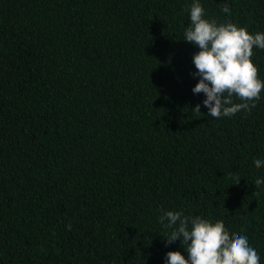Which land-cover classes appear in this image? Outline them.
<instances>
[{
  "label": "trees",
  "instance_id": "obj_1",
  "mask_svg": "<svg viewBox=\"0 0 264 264\" xmlns=\"http://www.w3.org/2000/svg\"><path fill=\"white\" fill-rule=\"evenodd\" d=\"M199 2L264 32V0ZM191 3L0 0V264L187 258L162 210L222 220L264 264V90L251 111L207 116L183 40Z\"/></svg>",
  "mask_w": 264,
  "mask_h": 264
},
{
  "label": "clouds",
  "instance_id": "obj_2",
  "mask_svg": "<svg viewBox=\"0 0 264 264\" xmlns=\"http://www.w3.org/2000/svg\"><path fill=\"white\" fill-rule=\"evenodd\" d=\"M187 11L189 22L183 40L199 48L192 56L196 69L193 75L199 77L192 92L204 94L202 104L208 110L207 116L219 119L251 111L264 90V81L258 78V68L251 59L254 48L264 50V32L252 34L229 21L218 23L215 19H205L199 0H192ZM229 11L225 5L223 12ZM200 108L196 104L191 110L199 115ZM253 163L257 169L264 166V160L254 159ZM261 184L264 178H257L255 186ZM158 220L165 229H170L163 236L166 245L178 239L181 245H186L187 258L180 251H169L165 264H260L248 237L230 234L222 220L213 223L171 210H162ZM67 227L71 230V225Z\"/></svg>",
  "mask_w": 264,
  "mask_h": 264
}]
</instances>
